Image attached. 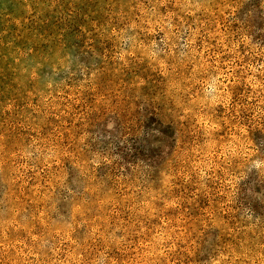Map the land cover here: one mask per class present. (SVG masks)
Wrapping results in <instances>:
<instances>
[{
  "label": "rangeland",
  "instance_id": "374dc122",
  "mask_svg": "<svg viewBox=\"0 0 264 264\" xmlns=\"http://www.w3.org/2000/svg\"><path fill=\"white\" fill-rule=\"evenodd\" d=\"M0 264H264V0H0Z\"/></svg>",
  "mask_w": 264,
  "mask_h": 264
},
{
  "label": "trees",
  "instance_id": "16d2710c",
  "mask_svg": "<svg viewBox=\"0 0 264 264\" xmlns=\"http://www.w3.org/2000/svg\"><path fill=\"white\" fill-rule=\"evenodd\" d=\"M255 1L257 2L258 0H254V4H255ZM162 133H167V131H162ZM119 143V142H118ZM118 143H117V146H118ZM131 148V147H130Z\"/></svg>",
  "mask_w": 264,
  "mask_h": 264
}]
</instances>
